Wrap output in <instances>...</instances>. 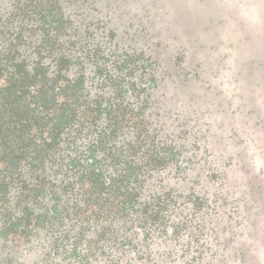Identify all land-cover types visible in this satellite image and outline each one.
Listing matches in <instances>:
<instances>
[{
	"label": "trees",
	"instance_id": "trees-1",
	"mask_svg": "<svg viewBox=\"0 0 264 264\" xmlns=\"http://www.w3.org/2000/svg\"><path fill=\"white\" fill-rule=\"evenodd\" d=\"M88 4L12 0L0 14V264L21 252L41 264H215L227 229L209 218L220 223L229 199L208 192L238 165L199 125L203 113L169 127L164 82L198 85L208 115L236 120L228 138L251 161L264 122L235 86L262 66L250 59L226 81L219 65L213 87L199 65L185 71L184 50L171 60L180 76L166 72L158 42L92 21Z\"/></svg>",
	"mask_w": 264,
	"mask_h": 264
},
{
	"label": "rangeland",
	"instance_id": "rangeland-1",
	"mask_svg": "<svg viewBox=\"0 0 264 264\" xmlns=\"http://www.w3.org/2000/svg\"><path fill=\"white\" fill-rule=\"evenodd\" d=\"M11 2L0 0L1 15L10 11ZM88 2L83 13L92 21H100V24L107 22L106 27L120 35L126 34L128 38L138 37L148 48L153 42H158L160 47L155 46V49H162L160 57L169 63L165 66L166 72L180 76L181 68L173 66L171 60L174 61L177 55L186 53V50V62L182 65L185 71L196 73L195 65H199V77H207L214 87L222 82L218 75V71H222L219 65L226 68L223 72L226 81H236L233 74L241 71V63L255 59L262 68L244 70L235 87L239 98H243L242 102L252 109L253 123L259 118L264 122V0ZM227 53L229 57L222 64L217 63ZM234 55L238 56L236 63H233ZM214 74L220 80L215 78L212 81ZM175 81L169 78L164 82L167 90L161 99V109L167 108L169 112V118H166L169 127H175V117L190 119L193 124L198 119L196 114L203 113L199 125L207 130L213 145L221 146L222 155L230 157L234 165H238L208 192L227 193L229 199L226 213L218 219L220 223L209 218L218 228H224V224L227 229L218 243L217 253L221 255L215 264H264V159L261 158V149L264 151V125L259 127L253 138V157L248 161L241 157L235 139L228 138L226 132L237 126L236 120L208 115L210 112L205 111L209 98H200L201 92L196 88L198 85L187 82L191 88L180 87V82ZM157 94L160 95V92ZM237 133L241 134L240 130ZM255 139L260 142L257 143ZM219 163L227 165L226 161L225 164L223 161ZM187 185L185 183L184 186ZM16 244L18 242L15 239L6 243L13 251L16 250L13 248ZM208 244L214 245L212 238H209ZM15 256L18 261L13 264H41L40 259L32 253L21 252ZM176 264L183 263L180 261Z\"/></svg>",
	"mask_w": 264,
	"mask_h": 264
}]
</instances>
